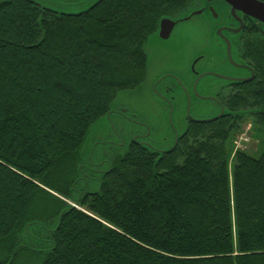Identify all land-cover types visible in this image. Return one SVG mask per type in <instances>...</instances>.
I'll list each match as a JSON object with an SVG mask.
<instances>
[{"label":"trees","instance_id":"16d2710c","mask_svg":"<svg viewBox=\"0 0 264 264\" xmlns=\"http://www.w3.org/2000/svg\"><path fill=\"white\" fill-rule=\"evenodd\" d=\"M194 1L103 0L60 16L0 0V264H264V47L231 115L190 122L162 158L133 142L100 190L76 196L90 130L146 81L161 20ZM249 118L262 153L231 161Z\"/></svg>","mask_w":264,"mask_h":264},{"label":"rangeland","instance_id":"374dc122","mask_svg":"<svg viewBox=\"0 0 264 264\" xmlns=\"http://www.w3.org/2000/svg\"><path fill=\"white\" fill-rule=\"evenodd\" d=\"M38 1L49 4L54 3L56 0ZM72 1L78 0H61L60 8H55V10L73 12L88 7V5L83 7L72 6L75 5ZM215 12L216 14L221 13L217 4ZM204 19L205 17L203 16L194 20L184 26L183 30L177 28L167 41L162 40L159 33L153 34L149 38L145 48L148 56V76L146 81L136 90L123 91L117 96L113 104L114 113L105 116L95 124L80 150L84 170L82 180L76 188V196L80 195L78 193L100 190L102 172H106L110 168L113 157L124 156L128 152L130 145L136 142L137 137L141 139V136L147 135L148 138L146 140L149 143V148H155L162 152L169 151L173 147L176 135L171 125L175 124V126H178L179 112L181 109L184 110L186 105H188L189 109V97L191 102L194 100L192 109H189L191 117L201 119L217 113L212 111L211 106H207V104L206 106L196 105L197 99L192 80L191 67L197 56L203 53L209 59V53H211L214 55L213 64H217V61L221 59V55L216 53L219 39L214 36L215 30L209 31L200 26ZM214 20L217 23L218 19ZM200 47H205L206 51L201 52ZM202 67V64H200L199 71H202ZM163 75L166 76L158 85L157 81ZM175 76H178L185 86L184 84L180 86L177 79H173ZM205 80L211 81L212 79L208 77ZM166 85L173 88V97L180 102H185L181 105L183 106L182 108L179 107L173 110L174 112L170 114V119H168V113L164 110L163 105L164 95H171L170 93H164L163 88ZM197 90L202 94L200 87ZM225 109L228 111L227 103H225ZM143 125L146 127H143ZM249 125H251V129L247 131ZM184 130L185 127L180 130V134ZM253 131L254 119H250L246 124H243L241 132L234 140V152L231 161H233L237 152H248L257 157L261 155L263 135L253 136ZM78 208L81 209L80 207ZM32 233L35 240H37L41 233L40 228L38 226L35 227ZM40 244L38 242L34 246L38 248ZM28 258L29 256L25 254V256L21 257L19 264H28Z\"/></svg>","mask_w":264,"mask_h":264},{"label":"flooded vegetation","instance_id":"af4514ba","mask_svg":"<svg viewBox=\"0 0 264 264\" xmlns=\"http://www.w3.org/2000/svg\"><path fill=\"white\" fill-rule=\"evenodd\" d=\"M256 1L264 4V0ZM216 4L221 11V13H218V18H215L213 15V11H216ZM197 12H201L200 15L205 17L200 26L209 31L215 28L216 32L218 31L216 36H220V47L218 51L216 50V53L221 55V59L217 61V64H213L214 55L210 56L212 58L207 59L202 53L195 58L191 67L193 78H195L193 80V87L197 80L205 74L213 73V75L219 74L221 76L217 77L215 75L211 81H206V77H202L198 82V87L200 86L202 89V96L196 97V104L211 106V110L217 113H213L214 115L212 114V116L207 118H213L221 114L223 109L226 110L225 103H228L229 99L235 95L236 88L252 83L255 80L257 67L250 54H256L258 50H261L260 47H264V21L247 16L241 11H236V14H234L233 7L224 0H195L185 13L191 15ZM214 19H218L217 23H215ZM228 41L231 43L230 51L235 62L234 64L229 59ZM204 51H206V48H203L202 52ZM200 64L203 66L202 71H199ZM165 76L163 75L162 79ZM173 79H177V81L181 80L178 76H175ZM160 83L158 81V84ZM180 83L184 84L183 81ZM172 92L173 88L166 85L165 93L171 94ZM164 97V104H162L169 111L170 115L174 112L173 110H176L178 102L172 95H164ZM184 118L188 124L193 122L187 116H184ZM143 127L146 126L143 125ZM140 138H136L138 143L149 145L146 140L148 138L147 135Z\"/></svg>","mask_w":264,"mask_h":264},{"label":"water","instance_id":"95a60500","mask_svg":"<svg viewBox=\"0 0 264 264\" xmlns=\"http://www.w3.org/2000/svg\"><path fill=\"white\" fill-rule=\"evenodd\" d=\"M26 1H28L30 3H33L34 5L38 6L43 12L44 11H49V12H52V13L57 14V15H60V16H80L82 14H85V13L91 11L98 4H100L103 0H78V1H72V2L75 3V5H72V6L83 7L85 5H88V7L85 8V9H80V10L73 11V12H62L60 10H58V11L55 10V8H60L61 5L58 4V3H60L61 0H56L54 3H49V4L40 2L38 0H26ZM224 1H226L227 3H229L233 7V13L234 14H236V11H241L243 14H245L247 16L255 17V18H258V19H261L262 21H264V4L263 3H260V2H258L256 0H224ZM200 13L201 12H197V13L191 14V15H188V14L184 13L180 17L175 18V19L165 18V19L161 20V22H160V28H159V31L157 33H159V36H160V38L162 40L167 41V40H169L172 37L173 33L175 32V30L177 28L183 30L184 29V26H187L188 24H190L191 22H193L194 20H196L198 18H202L203 16L200 15ZM213 15H214L215 18H218V14H216L215 11H213ZM41 21H42V19H41ZM41 21H40V24H41ZM214 30H215L214 36H216V34L218 33V31L216 32V29L215 28H214ZM217 37H218V39L220 38V36H217ZM221 37H223V36H221ZM228 46H229V59L234 64L235 62L233 60L232 53L230 51L231 43L229 41H228ZM217 47L218 48L220 47V40H219V43H218ZM203 48H205V47H200L201 52H202ZM217 51H218V49H217ZM210 56H212L211 53H210ZM209 58H212V57H209ZM195 65H196V63H195ZM193 72H194V68H193ZM215 75L217 77H221L219 74H215ZM215 75H213V73L212 74H210V73L209 74H205L204 76H201L199 78V80L202 77L203 78L204 77H206V78L209 77V78H211L213 80L214 79L213 76H215ZM162 77H159L158 81L160 79H161L160 82L162 80H164V79H162ZM192 77H193V74H192ZM194 79L195 78H192V80H194ZM199 80H197V82L195 83V86H194V91H195V96L196 97H201L202 96L201 93H199L198 90H197ZM158 81H157V83H158ZM177 82H178V84L180 86L182 85L180 83L181 80H179ZM163 89H164V93H165V88H163ZM200 90L202 92V89L201 88H200ZM172 94L173 93H171V95ZM189 101H190L189 109L190 108L192 109V105L194 104V101L191 102V98L190 97H189ZM177 102H178V106L176 108H179V107L182 108L183 106H181V105L183 103H185V102H180L178 99H177ZM189 109H188V105H186L185 106V109L184 110L181 109V111L179 112L180 119L177 122L178 123V126H175V124H172L171 125L172 128L175 130V134H176L175 135V141L173 143V147L169 151H166V152H162V151H160L158 149L152 148V149H155V150H157L158 152L161 153V158L163 157L164 154H168V153H171L172 151H174L176 149L177 145H178L179 139H181L187 133V131L189 129V124L186 122V119L184 118V116L185 117L187 116L193 122L209 123V122H212V121H216L218 119H221V118L225 117L226 115L227 116L231 115V113H229L228 111H226V110L223 109V111L221 112V114H219L218 116H215L213 118H207L206 117V118L197 119L195 117H191V114H190V110ZM164 110L167 111V113H168V119H170L169 111L167 109H165V108H164ZM112 113H114L113 110L108 115H111ZM119 114H121V113H119ZM183 127H185V130H184V132L182 134H180V130ZM146 146L149 147V145H146Z\"/></svg>","mask_w":264,"mask_h":264},{"label":"built area","instance_id":"2783aa9c","mask_svg":"<svg viewBox=\"0 0 264 264\" xmlns=\"http://www.w3.org/2000/svg\"><path fill=\"white\" fill-rule=\"evenodd\" d=\"M251 129V125H249L248 127H247V131H249Z\"/></svg>","mask_w":264,"mask_h":264}]
</instances>
